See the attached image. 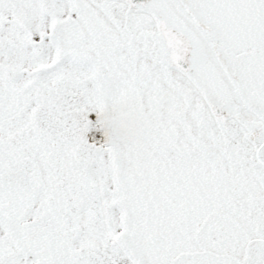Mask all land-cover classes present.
Segmentation results:
<instances>
[{"label": "snow or ice", "instance_id": "snow-or-ice-1", "mask_svg": "<svg viewBox=\"0 0 264 264\" xmlns=\"http://www.w3.org/2000/svg\"><path fill=\"white\" fill-rule=\"evenodd\" d=\"M0 264H264V0H0Z\"/></svg>", "mask_w": 264, "mask_h": 264}]
</instances>
